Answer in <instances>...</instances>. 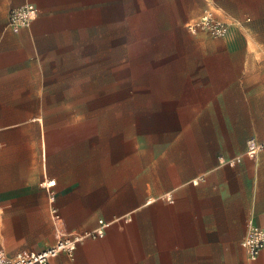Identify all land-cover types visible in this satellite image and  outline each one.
I'll use <instances>...</instances> for the list:
<instances>
[{
    "label": "crops",
    "instance_id": "crops-1",
    "mask_svg": "<svg viewBox=\"0 0 264 264\" xmlns=\"http://www.w3.org/2000/svg\"><path fill=\"white\" fill-rule=\"evenodd\" d=\"M26 4L37 18L15 32ZM51 5L0 0V251L84 237L53 264H264L243 246L264 226V153L245 155L264 141V0H153L170 31L163 79L154 69L147 117L131 124L145 128L113 133L61 117L49 69L71 27ZM208 11L232 23L226 37L187 32Z\"/></svg>",
    "mask_w": 264,
    "mask_h": 264
},
{
    "label": "rangeland",
    "instance_id": "rangeland-1",
    "mask_svg": "<svg viewBox=\"0 0 264 264\" xmlns=\"http://www.w3.org/2000/svg\"><path fill=\"white\" fill-rule=\"evenodd\" d=\"M51 1L47 8L71 27L49 69L61 117L75 113L78 129L88 120L110 133L139 127L131 124L147 117L153 70L158 85L170 37L166 23L153 20V0H107L106 6L102 0L101 7L100 0Z\"/></svg>",
    "mask_w": 264,
    "mask_h": 264
},
{
    "label": "built area",
    "instance_id": "built-area-1",
    "mask_svg": "<svg viewBox=\"0 0 264 264\" xmlns=\"http://www.w3.org/2000/svg\"><path fill=\"white\" fill-rule=\"evenodd\" d=\"M37 15L38 10L34 5H23L10 12L9 26L13 31L19 32L24 28H29L36 20ZM231 27L232 23L218 18L209 11L205 12L200 18L188 22L186 25L187 31L192 35L207 32L217 38L226 37ZM261 153H264V141H259L257 138L248 139L245 155L255 159ZM241 160L242 156L234 159L235 162H241ZM222 162L225 163L226 161L222 160ZM106 226V222L100 221L99 229L89 236L102 237ZM84 239V237L60 238L54 245L40 253L20 252L15 256H9L5 252L0 251V264H53V259L63 253L73 258L79 244ZM243 246L250 259L259 258L264 251V226H251L243 241Z\"/></svg>",
    "mask_w": 264,
    "mask_h": 264
}]
</instances>
